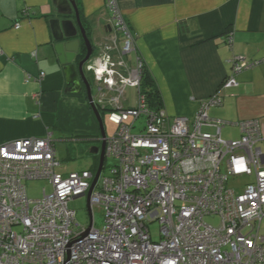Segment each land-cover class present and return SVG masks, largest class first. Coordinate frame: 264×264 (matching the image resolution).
I'll list each match as a JSON object with an SVG mask.
<instances>
[{
    "label": "built area",
    "instance_id": "obj_1",
    "mask_svg": "<svg viewBox=\"0 0 264 264\" xmlns=\"http://www.w3.org/2000/svg\"><path fill=\"white\" fill-rule=\"evenodd\" d=\"M106 9L114 43L101 48L94 72L116 94L108 119L117 129L107 138L90 196L92 213L95 206L104 210L103 224L95 225L93 213L92 226L80 227L70 207L88 196L98 168L65 172L50 133L1 143L0 264H264L259 120L240 122V137L226 139V122L209 114L223 105L219 93L202 100L192 117L150 107L141 89L142 59L132 69L125 59L135 36L117 0H106ZM118 62L127 75L117 73ZM230 62L224 88L238 87L237 75L256 64L237 56ZM122 86L136 89L135 106L123 105ZM104 97L100 92L89 104L101 106ZM140 118L143 127L134 133ZM237 176L253 179L239 190L229 184ZM37 179L53 190L43 188V196L32 199L26 181ZM154 222L159 240L151 234Z\"/></svg>",
    "mask_w": 264,
    "mask_h": 264
},
{
    "label": "crops",
    "instance_id": "obj_2",
    "mask_svg": "<svg viewBox=\"0 0 264 264\" xmlns=\"http://www.w3.org/2000/svg\"><path fill=\"white\" fill-rule=\"evenodd\" d=\"M75 1L109 32L106 0ZM118 5L135 36V50L125 56L128 68L142 59L170 117H192L202 100L219 93L223 105L212 107L209 114L226 122L223 130L232 126L230 134L235 136L223 137L238 139V122L255 118L261 124L259 146L264 150V0H118ZM56 16L53 0H0V144L48 133L54 139L63 104L86 93L85 86L81 93L71 91L55 58L50 20ZM108 36L104 44L112 45L113 37ZM235 56L256 64L237 75L238 87L224 88ZM115 70L128 73L119 62ZM92 75L99 83L92 96L104 93L99 108L108 113L116 94ZM127 87L122 86V102L131 106ZM77 142L94 145L88 138ZM96 163L94 158L92 166Z\"/></svg>",
    "mask_w": 264,
    "mask_h": 264
},
{
    "label": "rangeland",
    "instance_id": "obj_3",
    "mask_svg": "<svg viewBox=\"0 0 264 264\" xmlns=\"http://www.w3.org/2000/svg\"><path fill=\"white\" fill-rule=\"evenodd\" d=\"M100 32V38L94 40L98 41V44L102 42L105 43V39L108 40V34H110L106 30L105 26L101 28ZM86 74L91 79L92 92L94 95H96L97 91L99 90V83L90 72H86ZM125 94L127 97L130 98L129 105H136V89L134 87H127L125 90ZM85 98L86 96L83 92L80 96H75L72 101L64 103L61 108L58 124L60 130L56 133L54 141L58 159L61 160V162L63 163V169L65 172L75 170L80 171L85 169L95 170L99 166L97 165V163L92 166L94 158L97 160L98 163L100 159V153H94L92 151V147H100L102 145L101 129L90 104L86 103L87 100ZM82 99L85 100V103L82 102ZM102 114L105 133L108 138H111L115 134L117 126L109 121L107 112H102ZM246 120L252 119H245L242 121ZM240 122H238V126ZM143 124L144 118H140L137 121V127L133 130L134 133H140V129L143 127ZM233 131V127L228 126L223 130V136L226 138H233L235 136L233 134H230L233 133ZM81 138H88L89 142L94 143V145H91V147L86 146L87 144H85L84 147L78 145L77 140ZM262 145L264 147V141ZM251 179L249 180V178L246 176L231 177L229 184L231 187L242 190L244 185L251 181ZM26 187L28 190L29 197L32 199L41 198L43 196V188H45L48 193L52 192L53 190L52 185L45 179L26 181ZM87 205V196L76 198L70 201V207L76 210V221L80 225V227H88L91 222ZM93 213L95 225L97 227H101L104 220V210L101 207L95 206L93 208ZM212 222L217 223V220H213ZM150 229L153 239L159 240V223H152L150 225ZM75 230H77V228H75ZM261 231L264 232V219L262 221Z\"/></svg>",
    "mask_w": 264,
    "mask_h": 264
},
{
    "label": "water",
    "instance_id": "obj_4",
    "mask_svg": "<svg viewBox=\"0 0 264 264\" xmlns=\"http://www.w3.org/2000/svg\"><path fill=\"white\" fill-rule=\"evenodd\" d=\"M53 4L57 16L50 20V27L52 32L51 46L55 58L58 64L63 67L67 84H72L71 91L81 93L85 86L86 97L91 102L93 100L91 79L86 72L95 74L94 61L99 57L98 54L105 45L103 42L98 44V41H94L100 38L102 25H99L95 18L85 15L75 0H53ZM50 57L48 58L50 59ZM90 106L99 122L102 145L94 147L93 150L94 153H100V159L97 173L87 196V206L91 218L89 227L93 224L90 196L104 166L108 138L105 133L101 109L95 104H90Z\"/></svg>",
    "mask_w": 264,
    "mask_h": 264
},
{
    "label": "trees",
    "instance_id": "obj_5",
    "mask_svg": "<svg viewBox=\"0 0 264 264\" xmlns=\"http://www.w3.org/2000/svg\"><path fill=\"white\" fill-rule=\"evenodd\" d=\"M141 89H142V92L146 94L150 107L154 109H162V103H161L162 101H161L160 92L157 88V85L154 81L153 76L151 75L147 67L145 66L144 62H143ZM105 110L106 109L104 110L102 109L101 112H105Z\"/></svg>",
    "mask_w": 264,
    "mask_h": 264
},
{
    "label": "flooded vegetation",
    "instance_id": "obj_6",
    "mask_svg": "<svg viewBox=\"0 0 264 264\" xmlns=\"http://www.w3.org/2000/svg\"><path fill=\"white\" fill-rule=\"evenodd\" d=\"M86 94V93H85Z\"/></svg>",
    "mask_w": 264,
    "mask_h": 264
}]
</instances>
